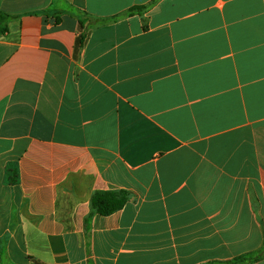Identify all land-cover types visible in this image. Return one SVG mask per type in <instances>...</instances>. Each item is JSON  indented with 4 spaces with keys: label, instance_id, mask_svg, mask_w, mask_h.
<instances>
[{
    "label": "crops",
    "instance_id": "1",
    "mask_svg": "<svg viewBox=\"0 0 264 264\" xmlns=\"http://www.w3.org/2000/svg\"><path fill=\"white\" fill-rule=\"evenodd\" d=\"M0 13V264H264V0Z\"/></svg>",
    "mask_w": 264,
    "mask_h": 264
},
{
    "label": "trees",
    "instance_id": "2",
    "mask_svg": "<svg viewBox=\"0 0 264 264\" xmlns=\"http://www.w3.org/2000/svg\"><path fill=\"white\" fill-rule=\"evenodd\" d=\"M146 7H134L129 10L127 14H132L135 12H140ZM10 16L0 13V36L7 33L8 21ZM84 36L79 37V43H82ZM16 181V180H15ZM12 182V179L11 181ZM17 182V181H16ZM131 194L125 190L118 191H107L96 192L91 201V207L93 214H99L102 216H110L117 211L123 209L125 205L130 201ZM259 254H248L234 259L225 264H251L259 259Z\"/></svg>",
    "mask_w": 264,
    "mask_h": 264
}]
</instances>
